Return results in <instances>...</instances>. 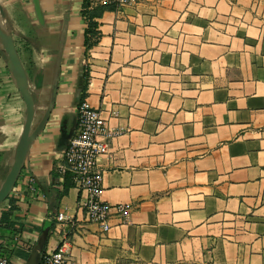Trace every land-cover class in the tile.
<instances>
[{
    "label": "crops",
    "instance_id": "obj_1",
    "mask_svg": "<svg viewBox=\"0 0 264 264\" xmlns=\"http://www.w3.org/2000/svg\"><path fill=\"white\" fill-rule=\"evenodd\" d=\"M83 4L0 0V258L264 264V0H133L88 49ZM83 99L113 133L99 198L129 207L107 233L57 174Z\"/></svg>",
    "mask_w": 264,
    "mask_h": 264
},
{
    "label": "built area",
    "instance_id": "obj_2",
    "mask_svg": "<svg viewBox=\"0 0 264 264\" xmlns=\"http://www.w3.org/2000/svg\"><path fill=\"white\" fill-rule=\"evenodd\" d=\"M89 7H112L115 11L130 5L133 0H84ZM113 139L101 112L91 107L83 99L76 108V119L73 133L68 140L63 153L62 165L57 174L68 176L71 185L79 191L77 205L84 213L86 223L98 225L102 233L110 229L109 220L113 216L125 218L128 206L124 204L111 205L99 198L103 171L99 168V160L108 154L109 144ZM57 222L74 227L73 221L62 215L56 217ZM67 239L64 238L54 250L42 255L39 264H78L65 251ZM0 264H7L0 258Z\"/></svg>",
    "mask_w": 264,
    "mask_h": 264
},
{
    "label": "trees",
    "instance_id": "obj_3",
    "mask_svg": "<svg viewBox=\"0 0 264 264\" xmlns=\"http://www.w3.org/2000/svg\"><path fill=\"white\" fill-rule=\"evenodd\" d=\"M108 10H113V8L112 7H102V6H96V7L90 8L88 3L84 1L82 16L87 22V29L84 35L85 46L87 49L92 47L96 43L99 37V33L97 32V22L95 20L99 19L102 16V14ZM71 186L72 185L70 182V178L68 176H65L63 193H65L66 190ZM0 223L5 224V225L8 224V218L6 215L1 216Z\"/></svg>",
    "mask_w": 264,
    "mask_h": 264
},
{
    "label": "water",
    "instance_id": "obj_4",
    "mask_svg": "<svg viewBox=\"0 0 264 264\" xmlns=\"http://www.w3.org/2000/svg\"><path fill=\"white\" fill-rule=\"evenodd\" d=\"M31 115H32V108H31V106H28L26 123H25L24 129H23V133H22L19 145H18V151L19 152L23 150L25 143H26V140H27V137H28V134H29L30 124H31ZM74 127H75V125H74ZM72 133H73V131H72ZM72 133H71V135H72ZM21 160H22V158L20 157L18 159V161L16 162L15 166L10 170L7 178L5 179L3 185L0 189V203H2L4 201V199L6 198L8 192H9V190L13 184V182L15 181V178L19 172V169H20Z\"/></svg>",
    "mask_w": 264,
    "mask_h": 264
}]
</instances>
